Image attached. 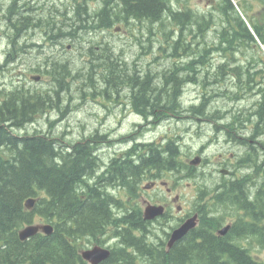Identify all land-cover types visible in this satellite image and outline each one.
Returning <instances> with one entry per match:
<instances>
[{
  "label": "trees",
  "instance_id": "obj_1",
  "mask_svg": "<svg viewBox=\"0 0 264 264\" xmlns=\"http://www.w3.org/2000/svg\"><path fill=\"white\" fill-rule=\"evenodd\" d=\"M85 2H71L69 5L74 7L73 13L65 14L37 5L33 8L30 0L11 1L3 9L6 25L3 35L9 46L6 63L19 60L18 53L24 54L34 49L33 45L23 44L21 40H43L39 36L30 38L25 34L32 29L42 28L45 42L51 46L52 43H60L64 49V41L85 35L87 30L91 34L114 28L116 24L125 27L126 23L117 20L116 14L126 16V21L133 17L139 21L152 18L160 28L165 26L168 16L177 25L175 27H179V35L174 36V40L165 41L166 47L159 50L164 56L155 62L158 65L154 68H147L148 71L140 67L130 69L128 60L124 63L113 62L112 59L116 58L112 51L101 42L98 44L99 51L93 46L85 49L90 53L85 54L89 59L86 61L82 58L80 61L87 70L82 72L81 68L73 76L72 71L75 69L72 63L67 64L55 56L48 57L50 54L43 56V46L36 51L31 50V53H36L33 58H39L36 69L46 70L45 74L50 78L49 88L37 91L16 88L0 92V264H86L80 256V250L87 244L100 242L109 228L114 229L123 247H130L134 252L119 249V256L114 258L112 254L107 264H145L139 251L141 246L144 247L142 239H134L123 226L126 223L130 226L129 230H137L142 220L132 221L131 217L121 219L116 216L108 203V188H122L123 200L130 194L136 196L139 184L134 186L136 190L130 189L132 185L129 178L137 176L145 167H151L148 172L153 177L194 178L188 175L189 170L194 168L181 160L184 154L169 137L162 142L151 141L149 145H142L138 154H135L140 161L138 165L128 152L122 153L113 160L106 172L96 175L99 162L92 156L91 143L76 144L70 153H64L60 140L49 135L39 132L15 134L33 125L37 117L58 107V103L64 99L63 92L75 85V79L86 83L88 87L103 83L116 90L125 88L129 92L126 96L128 103L138 105L140 109L164 108L166 113L184 111L181 98L177 100L176 95L184 83H194L203 90L200 103L191 105L194 115H221L224 123L221 130L240 142L238 130L246 123H250V131L254 128L253 131L257 132L253 135L258 137L260 134L259 138L264 135V52L260 46H264V30L261 28L264 24L250 23L253 35L231 0H217L214 12H210L215 22L209 34H202L204 30L201 29L198 35L210 38L227 33L229 37L213 42L211 47H214L208 48L207 40L200 43L194 41L198 37L186 39L187 33L193 37L196 35L192 30L183 32L186 27L194 29L186 15L192 13L188 6L180 8L179 11L183 12L180 14L172 11L171 3L167 4V0H102L101 5L104 3L108 10L113 8L116 14L101 9L107 15H96V9ZM192 19L202 28L207 26L202 18ZM126 27L131 30L129 26ZM161 46H165L164 43ZM180 52L188 54L184 56ZM244 63L252 64L253 69ZM248 95L257 97V100L247 108ZM211 100L218 105L226 100L227 104L240 103L242 106L233 109L227 107L225 111L221 107L209 110ZM215 123V131L220 130L218 121ZM262 145L264 147L263 142ZM248 148V158H253L254 164L258 161L259 169H263L264 153L261 154L252 146ZM241 163L246 165L247 160L242 158ZM251 189L249 185L242 186L239 183L222 187L223 193L227 191L231 197L226 198L227 202L237 208L229 211L245 210L252 224H241L237 219L228 233L220 237L214 231L224 219L220 212L222 210L211 203L204 189L198 188L197 199L214 214L212 222L202 217L200 227L190 231L170 250L161 249L162 258L152 263L264 264L254 259L255 248L252 245L254 240L263 242L261 235L264 229L262 232L256 222L264 220V181L253 196ZM28 198L36 199L31 210L24 206ZM137 213L141 218L138 210ZM36 220L51 224L53 233L47 236L39 233L21 241L18 231ZM143 224L146 232L147 224ZM260 247L264 248V245L260 244Z\"/></svg>",
  "mask_w": 264,
  "mask_h": 264
},
{
  "label": "bare ground",
  "instance_id": "obj_2",
  "mask_svg": "<svg viewBox=\"0 0 264 264\" xmlns=\"http://www.w3.org/2000/svg\"><path fill=\"white\" fill-rule=\"evenodd\" d=\"M41 1L42 0H39V2L37 4H36V2H31L30 4L34 3L32 5L33 8L35 7V5H37L38 7L43 8V9L46 10V8L48 7L47 3H44V6L42 7L40 5ZM61 1L62 0H58L57 2L60 3ZM64 1H69V2L87 1L85 3H87L88 5H89L90 2H93V0H64ZM181 1L182 0H170V3H171V6H173V4L181 2ZM231 1H232V3L234 4V6L236 8V3L234 2V0H231ZM93 3L96 4V6H94V8L95 9H99L96 12V15L99 14V13H102V14L104 13L105 14L106 11H108L110 13H113V14H116L115 11L113 10V8L108 10L105 7L104 3L101 5V3H102L101 1L93 2ZM62 6L64 8H67V5L65 3H63ZM101 9H104L106 11L102 12ZM73 10H74V7L72 6L71 8L67 9L66 11H65V9L64 10H60V11L65 13V14H67V13L71 14V13H73ZM172 11H177L180 14H183V12H180L176 8H172ZM186 15H187L188 19L190 20L191 25L194 28V29H192V31H193L192 33L193 34H194V32L196 33L195 37H193L192 34L187 33L186 39H193V38H197V37H198L197 39L203 38V37L198 35L199 31L202 29V30H204V33H202V34L208 33L210 31V28H211L212 24H214V22H215V17H213L212 14L187 13ZM190 17H192V18H195V17H199L200 18V17H202V19H204V21L206 22L207 26L202 28L199 24L198 25L195 24L194 23L195 20L190 18ZM116 19L120 20V21L127 22L126 20L128 18L126 16H123V15L118 16L116 14ZM242 20L245 22V20L243 18H242ZM128 21H132L134 23H138V24H140V25H142V26H144L146 28H149V29H154L151 32L152 34H154L155 32L159 36H161L163 34V32L162 33H158L157 32V30H156L157 23H155L152 18H147V19L139 21V20H137L136 18L133 17V18H131ZM155 24H156V26L154 27ZM246 25L248 26V28L250 29V31L254 35V32H253L251 26L248 25L247 23H246ZM175 26H177V25L176 24L169 25L168 26L169 32L172 30L171 34L179 35V27L176 28ZM129 27L132 28L131 26H129ZM101 31L102 32L106 31L108 34H110L109 33L110 28L102 29ZM95 33L93 32V34H95ZM87 34H90V30H87ZM0 37H1L0 39H2L3 47L4 46L6 47V49L4 51L3 60H2V62H0V69L1 70H5V72H7V73H10L12 71L10 68L12 66H15L17 68V71L19 73H22L21 74L22 78L20 77L18 80H21V79L25 80L26 83L28 82V87H31V88H38V87L31 86L32 83H33L32 81H34V82H36L38 84L37 80H39L42 77L44 79L46 78L44 83H46L47 86H46V88L44 87V89L49 88L50 79L45 75V73H43V71L41 69L37 70L36 68H31L29 70H25L22 66L17 64V61L6 63L7 52L9 51V46H8V44L4 43L5 36L2 33H0ZM227 37H229V34L223 33V34H221L219 36L214 35V36H212L210 38H205L204 42L207 40L208 46H210L208 48H213L214 46L211 47V44L213 42L219 41L221 39L227 40ZM255 38H256L257 42L259 43V41H258L256 36H255ZM99 39L102 42L105 41L102 38H99ZM21 42L23 44L26 43V44L33 45L32 48H34V49H31L33 51L38 50V47H40V46H43L45 54H50L52 52V50H53V47L50 45V43L48 44L47 42H45L44 40H41V39H37V40H36V38H34V39H23V40H21ZM100 44H103V43H100ZM91 45H95V44L93 43ZM161 45H163L162 40L156 39L155 40V48L152 51H150L145 57H139V55H138L139 49H138L128 59L127 64H130L129 65L130 69L133 70V69H138L140 67V69L147 70V68H149V67L154 68L156 65H158V63H155V62L159 61L160 58L164 56L163 53H159V50H160L161 47L162 48L166 47V46H161ZM98 47H99V45L97 43L95 45L94 49L97 50ZM70 48H71V46L67 47L68 50L66 48L62 49V53L64 54V57L67 59V62H70V63L73 62V60L69 59L70 58L69 55H68L69 53H72V55H74L76 57H80V59L83 58L86 61L89 59L86 55H88L90 53L85 51V49H87L89 47H86L85 49H83L81 51H78V52H71V51H69ZM31 50H28V53H24V54H19L18 53L19 59L22 58V56H24V55L27 56L28 54H30V56H28V57L32 58V56H34L33 54H36V53H31ZM184 56H187V55H184ZM183 58L185 60L188 59L187 57H183ZM240 61H242V60H240ZM78 63L81 66H84L82 61H79ZM245 63H244V65H246L247 67H252V69H253L254 66L252 64H249V63L245 64ZM133 64H135V65L138 64V65H136L138 67L133 66ZM20 71H23V72H20ZM76 71H78V70L72 71V75L71 76L75 75ZM29 82H31V84H29ZM109 88L110 87L105 86L103 83L102 84L101 83H96L95 87L86 86L87 93L95 94L96 96L93 99L96 98V99L99 100V102L95 103V104H99V105H102L104 107V116L103 117H99V114H96V120H101V122H102L101 125H103L104 124L103 122L107 121L108 119L116 118L117 120L121 121V126H123L122 121H128L129 122V126H130V129H128V131L120 132V130H117V128H120V127H118L120 125V123H118L116 125V128H110L108 126H106V127L104 126V127H102L104 129H94L93 131H89V136L81 137L78 140H73L72 138H70L67 135L62 134V133L55 135L56 137H60L61 139H62V137L65 138V139L63 138V140L60 141L61 144H62L61 145L62 148L65 149V151H63L64 153H70L71 152V148L74 145H76V144H85V143L89 144V143H91V146H93L92 156L95 157V159L99 162L98 163L99 167L97 169L96 175H99V174H101L103 172H106L107 169L110 167L111 163L113 162V160L117 159L118 157H120V155L122 153H127L128 152L129 155H132V160L136 163V165H138L140 163V161H138L139 159L137 158V156L135 154H138V152H139V150H140L142 145H149L151 143L150 140L145 137L146 133L145 134H141V133L138 132L139 129H141V128H145V129H153V128H155V129H157V128H159V126H161V124L164 121L171 120V119L181 120V121H189V122H197V121H202L204 123L210 122V123L214 124V131H215V124H216L215 122L216 121H218L217 124L219 125V127L224 125V123L221 121V115H219L218 117H215V118H208V117H205L203 115H194L193 114V112H192V110H193L192 108L193 107L191 105H193V104L198 105L200 103V101L202 100V97H203V90L198 85H195L194 83H188V84L184 83L181 86V88L179 89L178 94L176 95L177 100H178V98H181V101L184 104V111L177 112V111L173 110V111H169L168 113L163 111L164 108L160 109V107H157V108H150V109L149 108L140 109V108H137L138 105L136 106V105L128 103V102H126L124 105L120 106L118 100H121L129 92H127V90L125 88L121 89L120 87L118 88L119 90H116L114 87H111L114 90V92H111L109 90ZM14 89H16V87H13V89L9 90V91H13ZM113 95H116L117 98H115ZM248 98L249 99L247 100V105H246L247 108L250 107L253 104V102L257 100V97H254L253 95L252 96L248 95ZM63 102H64V99H63ZM67 105H69V104H67ZM109 105H115V106H117V109L112 111V112H110L109 109H108ZM220 107H223V105H218V104L215 103L214 100H211V102H209L208 109L209 110H214V109H219ZM56 112H57V108L53 107L47 113H45V115L37 117L36 122L33 123V125H31V126H34L35 124H37L39 121H41V119H46L47 115H50V114L56 113ZM116 112H118L117 115H116ZM113 113H115V115H113ZM125 114H129L130 115V117H129L130 119L129 118H125L124 117ZM211 117H213V115ZM59 120L61 121V119H59ZM254 121L256 122V119ZM49 122L50 121L48 120V123ZM255 122H254V126H255ZM244 129L247 132H250V125H245ZM215 133L218 134L219 132L215 131ZM254 133H257V132L253 131L252 134H254ZM254 136L255 135H252V137H254ZM96 138H97V140H96ZM251 138H247V139L252 141ZM112 139H114V140H112ZM170 140L172 142L174 141L175 145L178 146L179 149H181L180 146H179V142H178V140L175 137H173V138L171 137ZM260 140H261V142H263L264 135L260 138ZM226 142H227L228 145H232V147H231V154H232L231 162L234 165V167H233V169L232 168H230V169L229 168H224L223 172L221 174H219L218 176H215L213 178H210L208 180L207 184L211 183V184H213V187H210L207 184L205 185V187L209 188V191H206L205 194L209 197V199L212 201L211 203L216 208H218L215 205L216 200L218 199V203L220 205L222 204V201H223L222 199L218 198L220 195L217 193L220 190H222V187H227V186L232 185L234 183H239L242 186L249 185L251 188L255 189V188H260V185L264 181V173H263L264 172V166H263V169H259V166H258L259 162L258 161H256V164H254V162H253L254 159L253 158H246L247 159V164L242 166V167H246V168H242V167L239 168L241 159L243 157L245 158L244 152L241 149H239L236 145H233L234 141H233V138L231 136L227 137ZM116 146H119L121 148L115 149ZM199 160H200L201 164L206 165L208 163L204 159L199 158ZM262 160H263L262 163H264V158H262ZM155 166L156 165H152V167H155ZM148 168H151V167H145V168H143L140 171V173L137 176L129 178L130 186L132 185L130 187V189L136 190L135 187H134L136 184H139V189H141L140 186H142L141 185L142 182L148 180V181H150V183H152V181L156 180V177H153L152 174H150L148 172ZM192 168H194V169L189 170L188 175L190 177H194L191 180L197 179L198 178V173H199L198 170L196 169L197 167L192 166ZM199 170H202V169H199ZM113 173H114V171H113ZM253 174H254V177H252ZM143 188H145V186H143ZM109 189H110V191H112V194H111V196H112V199H111L112 200V204L110 205V209L116 216H119V218L122 219V218L130 217V215H131L132 216V221L135 220V219L136 220L137 219L142 220L141 221V227L139 229H137V230H129L130 226L128 224H126V223H125V225H123L124 228H126L127 231L130 232L133 235L134 239H140V240L142 239V241H143L142 244L143 245L145 243L156 245L155 243H151V238H150L152 235L154 236V231L150 230L149 223L146 220H144L141 215H140L141 218H139V215H138L137 210H136V204L130 208V213H129L128 212V208L125 205V202H127V201H124L123 199H120L115 194L118 191L122 192V188H120V187H116V188L111 187ZM106 194L109 195V193H106ZM131 195L134 196L133 194H131ZM137 195H138V193H137ZM136 196H134V197H136ZM222 196L225 197V198H231V197H229V194H228L227 191H225L222 194ZM30 200H33L34 204L36 203V199L35 198H28L25 201V203H24V206H25L26 209H28L26 207V204ZM129 200L131 202L135 203L134 202L135 198L130 197ZM34 204H33L32 208L34 207ZM31 209H28V210H31ZM204 212H208V210L204 209ZM225 213L227 214V212H225ZM201 216L203 217L204 220L212 222V219H213L212 216H209V217H205L203 215H201ZM238 217H239V215H235L233 217L229 216V218H231L233 224H234L235 220ZM143 223L147 224L146 232H144V224ZM233 224H232V226H233ZM30 225H36V223L33 222L32 224L26 225V226L22 227L20 230H22L25 227L30 226ZM19 231H18V237H19ZM100 239L103 240V242H104L103 250H104V252H106L107 258L105 260H103L102 262H100L99 264H107L109 262L110 256L113 254V257H114V253L117 250H119V249L125 248V251L127 250L129 253H131V252L133 253L134 252V249H132L130 247L129 248L123 247L121 240L115 234L113 228H109L108 233L106 235H104L103 237H101ZM158 240L160 241V244H161L160 246H162V241L160 239H158ZM119 241L121 242V244H120ZM100 242H97V243H94V244L97 245ZM112 242H113V244H115L114 246L110 245ZM259 243L261 245H264V239H263V242H259ZM137 246H139V245L137 244ZM156 247L159 248V250H161V249L165 248V245L163 246V248L162 247H158V246H156ZM253 247L261 249V247L257 246L256 244H253ZM262 249L264 250V248H262ZM22 264H30V263H22Z\"/></svg>",
  "mask_w": 264,
  "mask_h": 264
},
{
  "label": "rangeland",
  "instance_id": "obj_3",
  "mask_svg": "<svg viewBox=\"0 0 264 264\" xmlns=\"http://www.w3.org/2000/svg\"><path fill=\"white\" fill-rule=\"evenodd\" d=\"M11 1H13V0H0V6H1L0 7V33H2V34L6 31V25H5L4 19H3L4 10H2V9H4ZM19 1H22V0H19ZM57 1L58 0H42L40 2V5L43 7L44 3H47L48 7L46 9H52L53 11L55 9L64 10L65 8L62 6V4L65 3V1L62 0L60 3ZM99 1L102 2V0H93V2H99ZM31 2H36V4H37L39 2V0H30V3ZM93 2L89 3L90 7H92V8H94V6H96V4ZM234 2L237 4V0H234ZM70 3L71 2L67 1V5H69ZM185 3H186V5H188L189 7H192V8H195V7L202 8V9L206 8L205 7L206 0H202L201 2L199 0H190V2L188 0H185ZM167 4H170V0H167ZM171 9H172V6H171ZM98 10L99 9H96V11H98ZM90 13H94V12L91 11ZM105 14L107 15V13H105ZM195 18H199V17H195ZM201 18L202 17H200V19ZM125 23H126V25L132 27L131 28L132 32L128 31L126 29V27H124V26H122V28L119 29L118 27L120 25L116 24L114 26V27H116L115 30H114V28L110 29V31H109L110 34H108L106 31L102 32L101 30H98L95 34L91 33V34L81 35L78 37L77 36L71 37L72 40H68V41L66 40L63 42V45H64L63 47L67 49L68 46H71L69 51L78 52V51L85 49L86 47H89V48H91V46L95 47V45L97 43L99 44L101 42L104 45H107L108 48L112 51L113 56L116 58V59H112L113 62L117 63V62L122 61L124 63L138 49H139V52H138L139 57H145L150 51H152L155 48V40L156 39L162 40V42L166 46L165 41L174 40L173 37L176 36V34H171L169 32L168 26L171 24H175V23H173V20L169 19L168 16L165 18V26L163 28H160L158 25L156 26V30L158 33L163 32V34L161 36H159L156 32L154 34H152L151 32L154 29L146 28V27H144L138 23H134L132 21H127ZM189 30H192L191 27H186L183 30V32H187ZM42 32H43L42 28H35V29H32L31 31L26 32L25 34L30 38H33V36L35 35V36H39L40 38L45 40ZM64 32H66V31H64ZM53 34L56 35L57 33H53ZM99 38H102L106 42L100 41ZM196 40H198V42L202 43L205 40V38L196 39ZM4 43L8 44V42H6V39L4 40ZM93 43L95 45H91ZM52 46H53V50L48 57L55 56L54 58L60 59L61 61L66 62L68 64L67 59L64 57V54L62 53V48L60 46V43H57V44L52 43ZM5 49H6V47L5 46L3 47V45H2V39H0V62H2V60H3ZM97 50H99V47L97 48ZM192 50H195V49H192ZM248 53L253 54L252 51H248ZM42 54H43V56L45 55V53H43V52H42ZM180 54L184 55V54H182V52H180ZM186 54H188V53H186ZM33 55H35V54H33ZM68 55L70 57L69 59L73 60L72 63H73L75 70H79L81 68H82V72H85V70H87V69L83 68V66H81L78 63L80 61V57H76V56L72 55V53H69ZM28 56H30V54H28L27 56L24 55V56H22V58H20L19 60H15V61H17V64L22 66L25 70H29L31 68H38L39 58H33V56H32V58H30ZM123 63H121V66L123 65ZM10 69L12 70L10 73H7V72H5V70L0 69V92L12 90L13 87L37 91V90H44V87L46 88V86H47V84L44 83L46 78L44 79L42 77L39 80H37L38 84L36 82L32 81L33 83L31 86L38 87V88L28 87V82L26 83V81L22 80V79L18 80L21 77L22 73H19L15 66H12ZM20 72H23V71H20ZM43 72L46 73V70H44ZM29 84H31V82H29ZM73 84H75V85L72 86L71 88H69L67 91H65L66 93L63 92L64 95L63 94L62 95L64 97V102L62 99L58 103V107L56 106V108H57L56 113H52L50 115H47L46 119H41V121H39L34 126L28 125L25 127V129L23 131H17L18 133H15V134H24V132H27L29 134H34V133L39 132L41 134L49 135L50 137H52V138L54 137L55 139H59L61 141V140H63L64 137H62V139H61L60 137H56L55 136L56 134L62 133V134L67 135L68 137L72 138L73 140H78L81 137L89 136V131H93L94 129H104V128H102L104 126L105 127L108 126L110 128H116V125L118 123H120V125L118 126L120 128H117V130H120V132H126V131H128V129H130L128 121H122L123 126H121V121L117 120L116 118L108 119L107 121L103 122L105 125L104 124L101 125L102 124L101 120H96V114H99V117H103L104 116V107L102 105L95 104V103L99 102L98 99H96V98L93 99L96 95L87 93V91H86L87 84L86 83H82V82L77 81L75 79V83H73ZM109 90L111 92H114V90L111 87L109 88ZM126 96H124L121 100H118L120 106L124 105L127 102ZM66 103L69 104L70 106L67 105ZM219 105H223V107H221L223 109V111L227 110V107H229V109L230 108L233 109L236 106L237 107L242 106V104H240V103H236V104L229 103V104H227L226 100H224V103L222 102V104H219ZM183 106H184V104H183ZM108 109L110 112H112V111L117 109V106L109 105ZM117 113L118 112H116V115H117ZM113 115H115V113H113ZM124 117L129 118L130 115L125 114ZM215 117L210 116L208 118H215ZM59 119H61V121ZM48 120L50 121L49 123H48ZM253 129L250 132H247L245 129H243L246 132V135H244V137L245 138H251L253 135L252 134ZM138 132L141 134L146 133L145 137L147 139H149L150 141H156L157 140L159 142H162L163 138L175 137L178 140L179 146H180V148L184 154V156H181L182 157L181 160L184 163H188L187 159H190L193 156L198 155L199 152H203L208 158L215 160V157L218 155V153L224 151V149L220 145V143L222 142L220 139L224 140V135L222 133L216 134L214 131V124L210 123V122H207V123H204L202 121L189 122V121H181V120L171 119V120L164 121L161 124V126H159V128H157V129H155V128H153V129L141 128V129H139ZM259 136H260V134H259ZM259 136L258 137H256V136L252 137L253 143H255V142L257 144L262 143ZM112 140H114V139H112ZM119 148H121V147H119V146L115 147V149H119ZM185 155H186V157H185ZM202 171L203 170L198 171L199 173H198L197 179H193V180H189V181H182L181 185L180 186L178 185L179 187L177 186V188H178V189H176L177 193L181 195L182 201L184 202L185 206H189L190 200H192V197L195 196V192L198 188L204 189V192L209 191V188L205 187V185L207 184L208 180L210 179V176L205 175L204 173H202ZM252 177H254V174L252 175ZM173 181L174 180L169 181V182H173ZM149 182L150 181H148V180L144 181L141 184L142 186H140L141 189H139V198H138V200L140 202L142 199L154 200L157 194H162V195L165 194L164 189H162V188L156 189L154 191L144 190L143 186L149 184ZM207 185L210 187H213V184H211V183H208ZM257 189H259V188H255V189L252 188L251 189V193H252L251 195L255 194ZM110 192L112 194V191H110ZM217 193L220 195L218 198L222 199L223 203L220 205L218 203V199H217L215 202V205L219 209H221L222 212H224V211L227 212V218L225 217L226 222L231 221V218H229L228 216L233 217L235 215H238V211H229V210H233V209H237V208L231 206L227 202L226 198L222 196L223 190H220ZM115 194L120 199H122L121 198V194H122L121 191H118ZM130 197L135 198L132 195H129V199H130ZM224 201L226 203H224ZM140 202H138L139 205H140ZM125 204H126V202H125ZM204 209H205L204 204H202L200 210L203 211L204 216L205 217L212 216L209 211L204 212ZM35 223H40V222H39V220H36ZM156 228L157 227H151V230L154 231V236L153 235L151 236V242L152 243H154L155 241L157 242L156 234L159 233V229H156ZM110 245L114 246L115 244H113V242H112ZM149 252L150 251H147L145 253V256ZM254 253L258 256L259 260H264V250L262 248L260 249V248L255 247L253 254ZM150 264H153V263H150Z\"/></svg>",
  "mask_w": 264,
  "mask_h": 264
},
{
  "label": "flooded vegetation",
  "instance_id": "obj_4",
  "mask_svg": "<svg viewBox=\"0 0 264 264\" xmlns=\"http://www.w3.org/2000/svg\"><path fill=\"white\" fill-rule=\"evenodd\" d=\"M188 1L190 2V0H188ZM199 1L201 2L202 0H199ZM216 1L217 0H206V5H205L206 8H204V9L198 8V7H195V8L190 7V9L192 10V13L210 14V12L211 13H212V11L214 12L213 8L216 4ZM65 4L67 5V1H65ZM179 4H181V5H179ZM237 5L239 7H241V9L243 10V12H241V14L245 17L244 20L248 25H250V23H252V24H264V0H237ZM184 6H188V5H186L185 0H182L181 2L173 4L172 8H176V9L180 10V8L182 9V7H184ZM71 7H72L71 5H67V9H69ZM101 14L102 13H99L98 15H101ZM126 26H128V25H126ZM120 27H122V25ZM261 28L264 30V27H261ZM263 37H264V33H263ZM139 73H142V72H139ZM246 124L250 125V123H246ZM222 126L219 127L220 130H218L217 132L222 133L224 135V140L220 139L222 141L220 143V145L222 146L224 151L218 153V155L215 157V160L208 158L203 152H199L202 159L206 160L208 163L206 165L201 164L196 169L198 171H199V169H203L202 173L209 175L210 178H213V177L221 174L223 172L224 168H229V169L232 168L233 169V167H234V165L231 162V159H232L231 147H232V145L227 144L226 139H227L228 135L226 132L221 130L224 128V127L222 128ZM243 126L238 131V138L241 140V142L233 139V141H234L233 145H236L239 149H241L244 152L245 158L243 157V159L247 160L246 158H248V156L246 155V151L249 149L248 148L249 146L256 148L257 151H260L261 154H263L264 153V147H263L262 143L256 145L253 143V141L244 137V135H246V132H245V130H243L244 129ZM263 144H264V140H263ZM242 166H243V163L240 162L239 168H241ZM242 168H246V167H242ZM164 182L165 181L161 177H156V180L152 181V183H151V184H154V185H151V186H153L151 191H154V190L162 187L165 189L164 195L157 194L154 200H152V199H147V200L142 199L141 200V203L143 205H147L149 203L151 205L162 206L164 208V212L162 213V215L160 217L155 218L152 221L148 222L149 226L156 227L155 226V224H156L157 225L156 229L159 228V233L156 234L157 242L156 241L154 242L157 246L161 245L160 241L158 239H160L162 241V244L165 245V243H166V245H167V242L170 238L172 231L174 229L178 228L181 225L182 221H184L189 216L196 214L198 217V222L201 219V215L204 216L203 211L200 210L201 207L199 206V204H197L194 201H190V204H189L190 210L188 212H186L185 204L184 203L181 204V200H182L181 195L175 192L176 189H178L177 186L181 183V180H178L177 182H175L174 185L172 184L173 185L172 187L170 185H169V187L168 186H166V187L161 186V184ZM107 193H109L108 198H110V199H108V203H109V205H111L112 204L111 192H107ZM251 196H253V195H251ZM138 197H139V195H138ZM125 205L128 208V212L130 213V208L132 206H134L135 203L128 200ZM238 215H239L238 219L241 221V224H243V223L252 224L250 222V217H249L248 213L245 212V210L239 209ZM130 217L132 218L131 215H130ZM231 223H233V222H231ZM256 224L261 228V231L263 232L264 220L261 219L258 222H256ZM218 229L219 228H217L215 230L216 235H218L217 234ZM261 236L264 239V233H262ZM164 239L166 240L165 242L163 241ZM100 241L101 242L98 243L97 246L104 248L103 240H100ZM254 244H256L257 246H260V243L257 240H254ZM88 248H90L89 245H85L83 247V249H88ZM139 251L141 254L140 256L145 260L146 264H150V263L154 262V260H160L162 258V257H160L161 253H160L159 248H157L153 244L145 243L144 247L141 246ZM147 251H150V252L147 253V255L145 256V253ZM116 256H119L117 251L114 253V258Z\"/></svg>",
  "mask_w": 264,
  "mask_h": 264
},
{
  "label": "water",
  "instance_id": "obj_5",
  "mask_svg": "<svg viewBox=\"0 0 264 264\" xmlns=\"http://www.w3.org/2000/svg\"><path fill=\"white\" fill-rule=\"evenodd\" d=\"M200 162L199 158H195L191 165H197ZM151 185H146L145 189H149ZM34 204L33 200H30L27 202L26 207L28 209H31ZM162 214V207H154L151 205H148L144 210V217L145 220H151L155 218L156 216ZM196 220L197 217L193 216L192 218L186 220L179 228L175 229L172 234L171 238L168 242V248H170L175 242L181 240L189 231L195 228L196 226ZM229 229V226L224 227L221 230V234H225ZM39 232H42L45 235H50L52 233V227L50 225H30L25 227L24 229L19 231V239L22 241H25ZM82 257L89 261L91 264H99L103 260L107 258L106 252H104L103 249L94 247L93 249L89 251H85L82 253Z\"/></svg>",
  "mask_w": 264,
  "mask_h": 264
}]
</instances>
